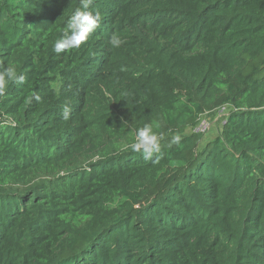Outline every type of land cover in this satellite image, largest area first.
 Here are the masks:
<instances>
[{"label": "trees", "instance_id": "trees-1", "mask_svg": "<svg viewBox=\"0 0 264 264\" xmlns=\"http://www.w3.org/2000/svg\"><path fill=\"white\" fill-rule=\"evenodd\" d=\"M79 7L0 0L25 76L0 96V264H264V0H93L100 27L54 53Z\"/></svg>", "mask_w": 264, "mask_h": 264}, {"label": "clouds", "instance_id": "clouds-1", "mask_svg": "<svg viewBox=\"0 0 264 264\" xmlns=\"http://www.w3.org/2000/svg\"><path fill=\"white\" fill-rule=\"evenodd\" d=\"M93 0H80V7L77 8L67 21V26L63 30L62 36L57 39L53 46V52L60 54L73 49H79L84 45L90 34L100 27L102 17L99 11L95 13L90 10ZM109 44L112 48H119L123 41L117 36L112 35L109 38ZM25 76L19 75L14 66L0 67V96L5 94L10 83L24 84ZM36 101H40L39 95H34ZM71 113V107L65 105L62 109V118L68 120ZM161 135L154 132L151 124H145L135 132L134 142L128 147L133 152L141 153L145 161L151 160L154 154L161 153ZM181 136L175 134L172 136L171 143L179 144ZM159 159V156H157Z\"/></svg>", "mask_w": 264, "mask_h": 264}, {"label": "rangeland", "instance_id": "rangeland-1", "mask_svg": "<svg viewBox=\"0 0 264 264\" xmlns=\"http://www.w3.org/2000/svg\"><path fill=\"white\" fill-rule=\"evenodd\" d=\"M227 109H224L222 114H216L214 116H208L210 122V129L209 131L201 136V140L199 142L198 148L201 149L207 142L213 140L219 133L222 127V123L224 120V116L227 115ZM224 115L223 117H221ZM221 117V118H219Z\"/></svg>", "mask_w": 264, "mask_h": 264}, {"label": "built area", "instance_id": "built-area-1", "mask_svg": "<svg viewBox=\"0 0 264 264\" xmlns=\"http://www.w3.org/2000/svg\"><path fill=\"white\" fill-rule=\"evenodd\" d=\"M223 111H224V108H221V109L217 110V114L218 115L222 114ZM205 114H207V113H205ZM223 116L224 115H222L221 117H223ZM221 117H219V118H221ZM224 117H226V115ZM223 123H224V121H223ZM209 129H210V122L207 119H205V118H201V119L199 118L198 119V123L193 128L192 132L194 134H197V135H201V134L204 135V134H206L209 131Z\"/></svg>", "mask_w": 264, "mask_h": 264}]
</instances>
